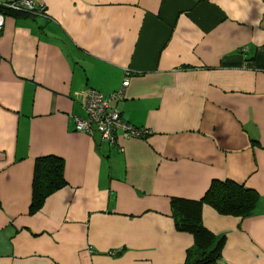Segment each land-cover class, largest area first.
<instances>
[{
    "label": "crops",
    "instance_id": "crops-1",
    "mask_svg": "<svg viewBox=\"0 0 264 264\" xmlns=\"http://www.w3.org/2000/svg\"><path fill=\"white\" fill-rule=\"evenodd\" d=\"M11 0H0V3ZM0 30V264H183L169 200L213 180L257 194L244 218L201 207L219 264H264V0H34ZM147 131H74L92 88ZM65 186L28 213L34 160Z\"/></svg>",
    "mask_w": 264,
    "mask_h": 264
},
{
    "label": "trees",
    "instance_id": "trees-1",
    "mask_svg": "<svg viewBox=\"0 0 264 264\" xmlns=\"http://www.w3.org/2000/svg\"><path fill=\"white\" fill-rule=\"evenodd\" d=\"M0 13L34 16L10 12L1 6ZM64 186L62 159L52 155L36 158L32 169L28 213L37 212L49 195ZM256 201L257 194L254 191L228 180L211 181L202 197L197 200L170 199L169 211L174 229L188 233L192 237V247L186 252L183 264H219L224 239L221 236L212 235L202 226V205L210 207L218 215L244 218L252 213Z\"/></svg>",
    "mask_w": 264,
    "mask_h": 264
},
{
    "label": "built area",
    "instance_id": "built-area-1",
    "mask_svg": "<svg viewBox=\"0 0 264 264\" xmlns=\"http://www.w3.org/2000/svg\"><path fill=\"white\" fill-rule=\"evenodd\" d=\"M0 6L10 12L26 13L37 17H46L43 5L34 0H11L0 3ZM4 15L0 13V30L3 26ZM128 85L125 78L119 88L107 96H103L96 90L88 88L82 111L84 117L72 116L73 129L76 132L92 136L97 134L99 140L106 145L116 143V133L119 131L124 138L138 139L148 133L143 129L134 128L122 121L120 113L113 104L122 98L123 90Z\"/></svg>",
    "mask_w": 264,
    "mask_h": 264
}]
</instances>
